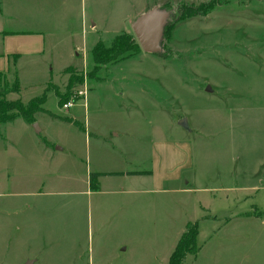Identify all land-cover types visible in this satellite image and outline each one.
<instances>
[{
	"label": "rangeland",
	"instance_id": "obj_1",
	"mask_svg": "<svg viewBox=\"0 0 264 264\" xmlns=\"http://www.w3.org/2000/svg\"><path fill=\"white\" fill-rule=\"evenodd\" d=\"M49 1L36 17L57 32L44 56L24 55L6 72L21 85L8 98L28 103L46 92L44 107L74 115L92 139L89 146L75 125L46 113L32 124L18 118L0 126V202L13 192L17 205V222L4 206L0 212V264L26 251L40 264H166L188 222L199 224V251L182 264H264V0ZM209 2L210 13L172 22L160 51H143L133 31L142 13L156 7L173 15L181 4ZM117 36L132 37L138 51L95 63L93 48L109 50ZM69 67L83 83L69 84ZM58 95L67 97L62 104ZM46 138L66 147L59 165L45 156ZM161 141L177 144L169 160L179 190L140 194L145 217L99 226L82 192L88 169L152 171ZM204 185L241 186V198L218 199L204 217L196 210L202 193L184 190Z\"/></svg>",
	"mask_w": 264,
	"mask_h": 264
},
{
	"label": "crops",
	"instance_id": "obj_2",
	"mask_svg": "<svg viewBox=\"0 0 264 264\" xmlns=\"http://www.w3.org/2000/svg\"><path fill=\"white\" fill-rule=\"evenodd\" d=\"M35 1H37L38 3H35ZM35 1L27 0L26 3L19 4L21 6L19 7L18 5L15 8L10 6V4H7V1L5 0L0 2V71L10 72L14 69V67L17 66V62L21 60L24 55L44 56L46 49L48 48V40L52 39L53 35L57 32V29H51L43 25L45 21L44 18L36 17L40 14V12L45 14L44 9L47 7V3H50V1ZM26 14L28 15V17L24 19V15ZM3 21H10L9 26L11 28L5 30L2 25ZM15 23H17V25H15ZM93 26H96V23H93L92 27ZM70 117L79 120L74 115H70ZM39 130L40 132H42L43 127H38L37 132H39ZM79 132L85 135V140L87 141V143H89L90 146L92 138L89 134L91 132L89 134L87 131L82 132L79 130ZM103 136L104 135H101L99 137L100 141L103 140L102 144H106V146H110V144L112 145V142L108 139H105V136ZM44 142L46 143L45 156L47 157V159L50 160L51 163L56 162L57 165H59V160H61V158L60 156H58V153L67 151L66 147L62 144H57L55 142L49 141L47 138ZM157 148L158 149H156V152L159 153L160 160L157 162L156 166H154V169L152 171L142 169L106 170L100 168L95 169V171H92L91 169H88V171L86 172L87 178L85 179L86 185L84 186L82 192H84V195L86 196L87 204L90 207L91 213L95 210L99 226H104L106 224L116 225L120 222L129 224L132 219L137 220L142 218L143 216L145 217L147 213L146 202L143 198L139 196L140 194H146L147 192L155 190H160L161 192H176L179 190L177 187H173L172 184L173 182L177 181L179 177L178 174L174 172L176 168L175 162H173V160H169L170 158L177 157V144L168 143V141H161ZM79 149V151H81V147ZM111 150L115 151L113 149ZM69 151L71 152V155L73 154L74 157H77L79 155L76 151L72 149ZM92 172L113 174L102 175L98 177V188L94 190L92 189L90 184V174ZM158 173L160 175H158ZM148 180H150V183H152L153 181L152 184H155L156 186L157 184H160L159 186H161V188H159L158 186L147 189L148 186L145 185L148 184ZM156 181L158 183H156ZM167 182L171 183V185H167L168 187L166 185L164 186V184ZM186 188L187 189L184 190H191L197 193H202V197H199L198 199L196 210L199 209L202 212V215L205 217V214H207V212L210 213L213 204L218 199L222 198L223 201L228 200L230 198H233L235 201L239 200L241 196L237 193L238 190L242 187L232 186L229 188V192H226V190L221 188L219 190L211 189L210 187H207L205 185L203 187H198L194 189L189 187ZM259 188H257L256 191H261V186ZM217 191L222 192L220 195L215 194ZM50 192L55 193L54 191ZM12 195L13 192L10 193V196L8 198L9 200L5 202L3 201V203L0 202V212L3 209V206L7 210H10L11 223L13 222V215L15 222H17V205L12 199ZM82 205L84 206V204ZM238 215L239 214L234 213L228 217L231 220L233 218L236 219ZM93 218L94 216H92V220ZM216 218H218L217 215ZM122 244L123 243H119V245H117V248L120 251L126 249V247H124V249L121 247ZM0 255L2 256L1 253ZM21 255L22 256L18 257L14 262L11 261L10 264L42 263L40 257L33 256L27 251Z\"/></svg>",
	"mask_w": 264,
	"mask_h": 264
},
{
	"label": "trees",
	"instance_id": "obj_3",
	"mask_svg": "<svg viewBox=\"0 0 264 264\" xmlns=\"http://www.w3.org/2000/svg\"><path fill=\"white\" fill-rule=\"evenodd\" d=\"M214 4L209 2L204 6H191L181 4L180 8L176 12H172L167 19L164 26L163 35H168L172 29L175 20L179 21L194 15H205L210 13L214 9ZM139 45L134 39L127 36H117L113 41L109 50L99 49V44L92 50V58L95 63L109 62L116 59V55H119L124 51L135 52L138 51ZM67 72L70 73L69 84L83 83V77L78 78L73 67H69ZM79 79V81H78ZM21 91L20 80L18 74H15V78L12 82L7 80L6 72L0 71V126L2 124L12 122L18 118H22L25 122L32 124L36 120V116L41 113H46L51 119H58L61 121L69 122L75 125L80 131L86 132L85 125L70 116H62L50 112L44 107L47 96L46 92L41 96L32 98L28 103H24L21 99H9V93H19ZM59 96V104L63 103V100L67 97ZM84 97V96H83ZM92 135V133H90ZM89 134V135H90ZM113 173H100L92 172L90 174V184L92 189L98 188L97 179L102 175H112ZM199 224L198 222L187 224L185 232L181 235L174 250L171 253L170 259L166 264H182L187 254L197 255L199 251L198 246Z\"/></svg>",
	"mask_w": 264,
	"mask_h": 264
},
{
	"label": "water",
	"instance_id": "obj_4",
	"mask_svg": "<svg viewBox=\"0 0 264 264\" xmlns=\"http://www.w3.org/2000/svg\"><path fill=\"white\" fill-rule=\"evenodd\" d=\"M171 13L156 7L142 13L133 25L135 36L145 52H158L161 50V40L164 26ZM182 126H186V120H180ZM38 130L36 123L34 124Z\"/></svg>",
	"mask_w": 264,
	"mask_h": 264
},
{
	"label": "built area",
	"instance_id": "obj_5",
	"mask_svg": "<svg viewBox=\"0 0 264 264\" xmlns=\"http://www.w3.org/2000/svg\"><path fill=\"white\" fill-rule=\"evenodd\" d=\"M72 105H73L72 101H68V102L64 103L63 106H64L65 108H69V107H72Z\"/></svg>",
	"mask_w": 264,
	"mask_h": 264
}]
</instances>
